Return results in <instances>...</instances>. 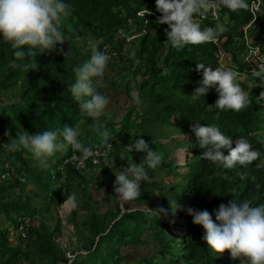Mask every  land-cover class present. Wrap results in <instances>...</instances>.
<instances>
[{"label":"trees","instance_id":"1","mask_svg":"<svg viewBox=\"0 0 264 264\" xmlns=\"http://www.w3.org/2000/svg\"><path fill=\"white\" fill-rule=\"evenodd\" d=\"M64 2L71 8L70 15L62 24L66 42L56 45L52 51L38 53L36 70L25 73L12 67L14 50L0 38V264H127L123 247L147 246L144 237L148 231H151L154 246L151 256L141 263L241 264L240 259H233L228 252L215 256L203 239V227L195 225L186 211H178L173 217L169 201L175 200L184 209L207 210L213 221L219 205L227 204L232 199L249 200L253 206L264 204V97H261L264 87L249 86L239 80L251 101L248 108L240 113L211 107L218 99L214 88L204 97L195 101L191 99L203 75L202 71H196L197 64L202 63L205 68L211 67L213 70L220 67L219 47L232 56L235 64L233 68L240 72L248 68L240 57L245 52L243 28L252 20L250 1L247 0L249 8L246 10L224 11L220 22L225 24L227 31L219 35V47L206 43L182 48L172 47L166 41L167 25L157 23L160 13L156 11L155 0ZM141 12L145 14L140 16ZM226 16L227 21L224 19ZM216 23L208 21L201 27H214ZM121 30L129 34H141L128 46L126 57L121 56L118 61L109 63L130 61L126 66L128 78L122 90L132 101V107L127 108L121 117L118 112L109 113L107 110L99 118L100 129L95 130L88 127L92 118L81 117L79 104L69 90L76 80L73 69L90 59L93 43L98 45L100 51L107 45L113 48L124 46L125 42L118 37ZM257 32L259 34L256 35ZM249 35L253 45L261 47L264 57V19L254 22ZM132 45L133 51L139 46L135 52V62L134 52H130ZM60 49L64 53L69 51V55L65 57L60 54ZM130 74H133L132 79L129 78ZM252 81V78L247 80ZM256 82L261 81L258 79ZM18 84L22 89L19 101H1L3 93H8ZM134 91L140 97L139 103L133 99ZM80 118L86 120L81 139L92 147H104L100 138L101 132L105 130L110 136L114 133V136L119 137L135 131L130 136L133 142L135 136L147 135L145 127L152 121L153 127L168 126L189 137L181 139V144L177 145L188 149L189 154L186 165H178L171 160L172 153L166 155L161 166H158L163 176L173 177L174 180L154 179L140 183L141 196L133 202L136 206L145 207L144 211L122 214L120 203H114L105 212L98 209L90 211L81 223L90 236L81 240L78 254L68 257L67 251L58 242L64 235L62 220L58 219L54 226H50L38 218L48 216L52 207L62 205L73 191L81 190V185L86 182L85 174L71 166L65 168L63 178L60 168L70 156L71 148L64 153H57L49 160L47 167H41L27 150L11 152L2 145L15 138L20 131L35 135L45 130L60 129L63 125L74 126V122ZM193 123L217 126L233 140V147L236 138H246L253 149L261 153L260 158L250 165L232 168L202 159L200 156L205 149L199 146L191 131ZM137 124L139 131L132 130ZM8 131L12 137L5 135ZM152 141L151 138L149 145ZM123 148L122 145L117 150L122 151ZM157 149L158 145L153 143L152 150ZM222 152L228 154L227 149H222ZM140 154L146 156V153ZM7 163L16 174L3 179ZM121 163L118 157L116 165ZM185 168L186 172L179 171ZM54 175L57 176L56 180L53 179ZM153 175L148 172L149 178ZM18 176L25 177L27 182L22 183ZM47 181L56 185L53 190L45 188ZM159 207L169 209L167 218L151 215L142 219L149 214L148 208L155 210ZM82 208L87 210L86 204ZM77 214L76 208L72 220ZM24 217L32 221L26 229L29 237L27 240L19 238L18 243H14L12 232ZM132 222L134 225L137 222L144 225L141 233H136ZM123 227L126 229L123 230ZM129 233L131 238H125ZM82 251L86 254H81Z\"/></svg>","mask_w":264,"mask_h":264},{"label":"clouds","instance_id":"2","mask_svg":"<svg viewBox=\"0 0 264 264\" xmlns=\"http://www.w3.org/2000/svg\"><path fill=\"white\" fill-rule=\"evenodd\" d=\"M155 5L156 11L160 13L157 23L167 25L166 41L175 48L214 42L219 35L227 31L225 24L221 22L216 23L214 27L202 28L197 17H204L210 12L215 15V10L221 5L231 12L249 8L247 0H155ZM144 10L149 13L147 9ZM70 12V5L64 0H0V38L14 50L12 67L25 73L34 71L38 68V53L43 54L54 50L56 45H63L66 37L62 24ZM91 50L90 59L74 67L76 80L69 90L79 104L81 117L92 118L88 127L98 130L101 127L99 118L106 114L110 105V97L100 89L106 87L104 78L111 58L100 51L95 43L91 45ZM59 52L65 57L69 55V51L64 53L63 49ZM232 65L235 64L230 66ZM256 65L257 68L252 70L251 75L264 81V60H260ZM196 71H202L203 75L191 95L193 101L206 96L209 90L214 88L218 99L211 107L235 113L248 108L251 102L249 93L241 88V74L238 71L221 66L213 70L211 67L205 68L202 63L197 64ZM261 97H264V92ZM133 99L137 103L140 102L139 95H134ZM85 124L86 120L80 118L74 122V126L63 125L60 129L45 130L35 135L20 131L15 138L8 131L5 135L12 138L2 146L11 152L27 150L41 167H47L49 160L57 153H64L69 148L74 153H79V156L74 155V159L87 160L96 153L91 145H86L81 139L82 127ZM191 131L195 134L199 146L205 149L200 157L213 164L223 165L225 168L247 166L261 156L244 137L236 138L233 147V140L217 126L193 123ZM137 136L141 138L135 142L130 141L124 148L129 153L135 151L146 153V156L139 164L128 163L127 167L117 170L114 174V192L119 200L125 203L140 198V183L149 179L147 169L155 170L164 161L163 153L151 150L143 136ZM101 139L106 149L112 147L108 131L101 132ZM222 149H227L228 154L224 155ZM61 206L76 209V194L69 195ZM169 207L173 217L178 211H186L195 225L203 227V239L215 256L228 252L233 259H240L241 264H264V204L253 206L249 200L232 199L227 204L219 205L215 221L207 210L191 207L184 209L175 200L169 201ZM147 212L164 218L169 215V209L164 207L155 210L148 208Z\"/></svg>","mask_w":264,"mask_h":264},{"label":"rangeland","instance_id":"3","mask_svg":"<svg viewBox=\"0 0 264 264\" xmlns=\"http://www.w3.org/2000/svg\"><path fill=\"white\" fill-rule=\"evenodd\" d=\"M264 3L262 4L261 11L258 13V19H264ZM228 19V16H226L225 20ZM257 31V30H256ZM259 31V30H258ZM259 34L258 32L256 35ZM250 40L251 39V36ZM252 43V41H251ZM132 45L130 47V52L133 51ZM139 46H136L134 49V56L135 52L138 50ZM134 62L137 61V57L135 56ZM118 61V60H117ZM119 61H122L121 59ZM122 63V64H119ZM234 63V62H233ZM130 64L129 60H124L122 62H117L108 65V70L105 74V83L106 87L103 89H100L101 92L108 95L110 97V105L108 108L109 113L118 112L119 117H121L127 110V108H131V102L128 98V96L125 94L124 90H122L123 83L126 82L128 78V72L126 66ZM133 75V74H132ZM131 74L129 75V78L132 79ZM249 75V74H246ZM249 78H252V82H247ZM130 79V80H131ZM259 78L253 77L251 74L246 77L242 76L240 78L241 81L246 82L249 86L255 85L256 87H262L264 81L256 82ZM22 92L20 84L16 85L12 90L8 91V93H3V96L1 97L4 103L11 101V102H18L19 96ZM133 95L136 94V91L132 92ZM140 111V109L138 110ZM119 119V118H117ZM124 120V119H123ZM152 121L148 122V125L145 127V133L153 139V143H156L158 145L157 152H161L164 155V158L166 155L173 154L171 160H174L176 164L178 165H186L187 164V156L189 154V150L186 148H181L177 145L181 144V139H185L189 137L183 136L181 133L177 131L175 128L171 127H162L157 126L153 127ZM139 125H135V128L132 130L139 131ZM135 131H131L130 134H125L123 136H114V133L111 134L112 142L115 146V151L113 150L111 157L108 161H105L101 166L91 168L90 172L84 173L86 177V182L81 185V190H75L73 193L76 194L77 197V203H78V214L77 217L72 220V214L73 210L67 209L60 206H54L52 207L51 212L48 216L38 218L39 220H43L47 225L54 226L56 221L58 219L62 220L63 227H64V235L62 238L58 240V242L61 244L62 248L65 249L68 253V257H71V255L78 254L80 251V242L81 240L88 238L90 236V233L87 230H84L81 226L82 221L85 219V216L89 214L92 210H100L101 212H105L107 209L112 208L114 206V203H120V206L122 210L129 212V211H137L142 210L144 211L146 208L143 206H136L135 202H121L119 200V197L114 192L113 195L111 193V187L114 191V182H115V173L117 170L122 169L124 167L128 166V163H137L139 164L144 156L138 152H132L129 153L125 148H123L122 151L120 149L117 150V148L126 147L129 142H132V138H130L131 134ZM101 144H103L102 139ZM151 142V141H150ZM148 142V143H150ZM191 142V139L189 140ZM151 144V146L153 145ZM150 146V145H149ZM4 152V151H3ZM120 158L122 160V163L119 165H116V159ZM114 164V166H113ZM161 166V165H160ZM185 169H179L180 172H186ZM151 171V172H150ZM147 172L154 174L151 178L148 179L149 182L160 179H166V181L174 180L173 177H166L163 176L161 172L158 171V167L153 169H147ZM159 174V175H158ZM161 174V175H160ZM45 188L47 190H53V188L56 186L52 181L46 182ZM108 188L109 195L106 194L107 197L103 196L104 189ZM79 191V192H77ZM107 191H105L106 193ZM103 196V197H102ZM99 198V199H98ZM103 201L104 203L107 201L108 205H103L102 199H105ZM101 199V200H100ZM108 199V200H107ZM86 204L87 210H84L82 208V205ZM123 213V212H122ZM151 217V215H147L142 217V219ZM127 226V223L125 224ZM136 225V226H135ZM132 222V226L135 228L136 233H141L144 227V225H141L139 222L135 224ZM149 226V225H148ZM130 228V222L128 223V227ZM126 228L123 227V230ZM14 243H18L19 237L15 233L12 232ZM125 238L129 239L131 238V233H129L128 236ZM145 242L147 243V246L145 245H139V246H128L123 247L122 252L127 257V264H147V263H141L142 260L145 258L151 256L152 251L151 248L154 246V243L151 242L152 240V234L151 231H148V233L144 237ZM81 254H86V252L82 251Z\"/></svg>","mask_w":264,"mask_h":264},{"label":"built area","instance_id":"4","mask_svg":"<svg viewBox=\"0 0 264 264\" xmlns=\"http://www.w3.org/2000/svg\"><path fill=\"white\" fill-rule=\"evenodd\" d=\"M248 1H250V3H251L250 4V13L252 16V20L247 26H245L243 28L245 52L242 54V56L240 58L243 61V63H246L248 65V68L246 70L240 72L236 68L231 67L230 65L234 64L233 60H232L233 58L231 55L225 53L221 47H219L220 39L217 38L216 41L210 42V43H213L219 47L218 54H219L220 66L221 67H230V68L238 71L241 74V77L242 76L247 77L246 74H251L252 70L257 68L256 63L259 62L260 60H264V57L261 53V47L258 45L254 46L253 41L250 40V37H249L250 36L249 30L251 29L254 22L257 21L258 13L261 11L262 0H248ZM225 10H227V8L223 7L221 5L215 10V15H213L210 12L204 17H197V19L199 20L201 25L208 22V21L220 22L222 17H223ZM144 14H145V12L139 13L140 16H143ZM144 34H145V32H144ZM140 36H141V34H129L125 30L119 31L118 37L125 42V45L120 47V48H113L112 46L107 45V46H104V48H103V52L108 54L111 58L109 63L113 62L114 60L119 59L121 56L126 57L128 46L132 43V41L134 39H136ZM251 41H252V43H251ZM257 47H258V51H257ZM110 144L112 145V147L110 149H106L105 147H102V146L93 147V151L96 153V155L87 159V160L74 159L73 158L74 155L79 156V153H74L73 150L71 149L70 156L65 160L64 164L60 168V171L63 175V178H65V171H66L65 168L67 166L73 167L78 172L87 173V172L91 171V168L101 166L105 161H108L111 157L113 150H114L113 142H110ZM5 167H6L7 172L3 173V175H2L3 179L11 178V177L15 176L16 173L10 167L9 163H7ZM18 179L22 183L27 182V179L25 177L18 176ZM53 179L56 180L57 176L54 175ZM61 180L63 181L64 179H61ZM31 222H32L31 219L28 217L22 218V220L19 222L18 228L16 230H14L13 233L18 235V237L20 239L27 240L29 235H28L26 229L31 225Z\"/></svg>","mask_w":264,"mask_h":264},{"label":"water","instance_id":"5","mask_svg":"<svg viewBox=\"0 0 264 264\" xmlns=\"http://www.w3.org/2000/svg\"><path fill=\"white\" fill-rule=\"evenodd\" d=\"M143 137V139L146 141V142H150L151 141V137H149V136H145V135H142ZM139 138H141V137H139V136H137V137H134V139H133V142H135V140H137V139H139ZM152 144V143H151ZM151 144H150V146H149V148L152 150V147H153V145L151 146ZM122 214H124V213H126V211H124V210H122ZM122 214H121V216H122Z\"/></svg>","mask_w":264,"mask_h":264},{"label":"crops","instance_id":"6","mask_svg":"<svg viewBox=\"0 0 264 264\" xmlns=\"http://www.w3.org/2000/svg\"><path fill=\"white\" fill-rule=\"evenodd\" d=\"M263 8H264V6H263ZM226 17H224V19H225ZM227 21V20H226ZM105 191H107L106 193H105ZM103 193V196H105V197H107L106 196V194L107 195H109V193H108V188H106V189H104V191L102 192ZM111 193H112V195H113V193H114V191L112 190V187H111ZM102 196V197H103ZM99 199V198H98ZM101 200V199H100ZM106 200V198L105 199H102L101 201H102V203H103V205L105 204V205H108L109 204V202H108V204H107V201L104 203L103 201H105ZM108 200V199H107ZM121 207V206H120Z\"/></svg>","mask_w":264,"mask_h":264}]
</instances>
